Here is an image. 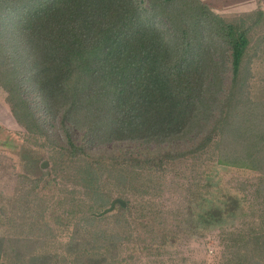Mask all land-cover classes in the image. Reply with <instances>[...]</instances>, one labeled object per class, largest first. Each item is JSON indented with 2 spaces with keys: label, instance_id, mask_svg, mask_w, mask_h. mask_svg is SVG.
<instances>
[{
  "label": "trees",
  "instance_id": "1",
  "mask_svg": "<svg viewBox=\"0 0 264 264\" xmlns=\"http://www.w3.org/2000/svg\"><path fill=\"white\" fill-rule=\"evenodd\" d=\"M240 24L202 0H0V88L17 121L61 151L50 170L27 162L38 175L24 176L16 203L34 211L0 202V264H129V218L155 212L140 197L169 163L214 149L219 165L264 173V100L242 70L250 40ZM109 143L119 146L94 153ZM262 179L249 255H234L243 247L231 236L221 264H264ZM43 190L58 191L63 214L48 215ZM216 202L198 196L166 226L188 216L214 227L229 208ZM47 216L63 230L77 219L61 249L49 246ZM114 217L121 231L98 230Z\"/></svg>",
  "mask_w": 264,
  "mask_h": 264
},
{
  "label": "rangeland",
  "instance_id": "2",
  "mask_svg": "<svg viewBox=\"0 0 264 264\" xmlns=\"http://www.w3.org/2000/svg\"><path fill=\"white\" fill-rule=\"evenodd\" d=\"M260 11L245 14L214 11L228 23H244L240 25L243 29H247L250 47L242 70H248L251 96L257 101L264 100V10H262V18ZM252 24L253 27H250ZM118 146V143H109L93 151L96 154H108ZM208 150L214 151V149ZM209 151L190 158L174 160L169 163L171 165L166 164L168 165L166 170H161L154 179L152 194L140 197V201L145 203V210L153 207L155 212L144 211L148 216L147 219L135 220L134 215L129 218L130 239L121 254V257L128 258L129 264L132 263L131 256L137 258L139 255L144 262L149 261L150 264H221L222 261L224 262L223 256L231 254L228 249L233 243L231 236H234L235 242L243 247L240 252L236 247H232L234 255L250 252L254 230L258 229V223H261L260 218L257 216L256 220L254 215L255 209L259 208L258 201L261 198L257 196L264 173L247 168L219 165L216 162V155L212 156L213 153ZM59 152L60 149L54 147L45 136L30 133L17 121L6 101V94L0 88V202L9 201L11 204L13 201L18 213L34 211L36 209L34 202L29 209L20 202L16 203V199L23 194L19 186L24 176L38 175V163L34 168H30L27 162L33 158L39 161L43 169L50 170L53 166L52 157L58 156ZM211 194L215 195L217 204L223 196L229 199L228 210L222 212L223 221L221 220L214 227H208L194 222L193 219H187V216L178 218L183 221L180 227L176 222L166 226L168 221H173L179 214L189 213L195 198L209 197ZM41 195L46 200H52L49 202L52 204H46L49 209L48 215L63 214L66 211L65 206L60 205L62 198L58 191L43 190ZM115 198L125 203V197L116 195ZM34 201L37 203L36 200ZM49 217L47 216V219L54 227V240L49 246L53 249H61L60 247L70 240L77 219L67 230H63ZM113 221H116V217L109 219L107 224L105 222L104 225L100 224L98 230L107 228L114 232L119 231L118 227L112 228ZM165 232H170L166 237H172L166 240L168 241L164 250L166 253L159 254L160 246L164 249L162 245ZM144 240L157 242H154L153 248H149L145 246L146 242H141Z\"/></svg>",
  "mask_w": 264,
  "mask_h": 264
},
{
  "label": "crops",
  "instance_id": "3",
  "mask_svg": "<svg viewBox=\"0 0 264 264\" xmlns=\"http://www.w3.org/2000/svg\"><path fill=\"white\" fill-rule=\"evenodd\" d=\"M218 13H251L264 10V0H202Z\"/></svg>",
  "mask_w": 264,
  "mask_h": 264
},
{
  "label": "water",
  "instance_id": "4",
  "mask_svg": "<svg viewBox=\"0 0 264 264\" xmlns=\"http://www.w3.org/2000/svg\"><path fill=\"white\" fill-rule=\"evenodd\" d=\"M123 204H125L124 202H122Z\"/></svg>",
  "mask_w": 264,
  "mask_h": 264
}]
</instances>
